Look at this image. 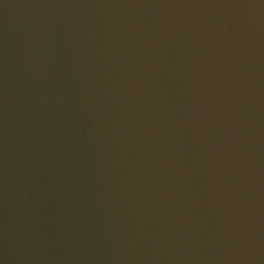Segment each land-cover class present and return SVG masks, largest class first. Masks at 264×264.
<instances>
[{
    "label": "water",
    "instance_id": "1",
    "mask_svg": "<svg viewBox=\"0 0 264 264\" xmlns=\"http://www.w3.org/2000/svg\"><path fill=\"white\" fill-rule=\"evenodd\" d=\"M0 264H257L230 0H0Z\"/></svg>",
    "mask_w": 264,
    "mask_h": 264
}]
</instances>
